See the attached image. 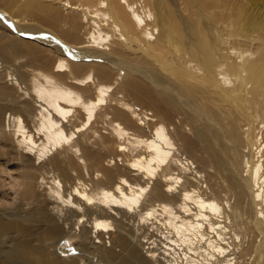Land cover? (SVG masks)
Instances as JSON below:
<instances>
[{"label": "bare ground", "instance_id": "6f19581e", "mask_svg": "<svg viewBox=\"0 0 264 264\" xmlns=\"http://www.w3.org/2000/svg\"><path fill=\"white\" fill-rule=\"evenodd\" d=\"M89 1L0 0V236L25 205L42 264H264V1Z\"/></svg>", "mask_w": 264, "mask_h": 264}, {"label": "rangeland", "instance_id": "374dc122", "mask_svg": "<svg viewBox=\"0 0 264 264\" xmlns=\"http://www.w3.org/2000/svg\"><path fill=\"white\" fill-rule=\"evenodd\" d=\"M20 1H24V0H20ZM48 1L50 3H52L55 8L58 9V11L63 14V15H67V14H77L78 16L82 17L81 11L79 9H73L72 7H68L66 5H63V1L64 0H45ZM71 3H81L83 4V1H87V0H70ZM231 2H235V4L240 5L242 7H244V10L247 9H252L253 7L251 5H249V0L248 3L246 2V0H243L242 2H240V0H230ZM264 1V0H261ZM83 2V3H82ZM98 0H90L88 3L95 7L97 5ZM74 5V4H73ZM3 8V7H2ZM4 9V8H3ZM2 11V10H1ZM8 12V11H7ZM6 11H3L4 14L8 15ZM253 12V10L251 11ZM11 19L22 21L21 23H25L28 24L30 23L27 17H22L19 16L17 17V15L14 14H10ZM253 15H255L258 18H262L261 20L264 23V16L258 14L256 11L253 12ZM7 17V16H6ZM31 21V20H30ZM32 23V21H31ZM90 30L89 27V23L83 22L82 26L79 29V39L80 41H82L83 43H81L82 45H85L86 40L88 39V31ZM16 30L8 21H0V56L3 59H8L5 61L4 64H2V66H0V80H8L10 78L9 76V72H14L15 73V67L16 69H18L19 65H21L26 59L22 58V57H17L19 56L18 54L14 55L12 54L14 51L11 50V47L14 46V44H16L18 41L24 39V40H29L30 36L27 35H23L22 32ZM11 43V45L9 44ZM88 44V43H86ZM118 44V42H113L112 44L109 45V47L114 48V46ZM112 45V46H111ZM79 46V45H77ZM115 47H120L119 45H116ZM49 52V55L52 56V51H46V53ZM263 52V51H262ZM261 52V53H262ZM48 54V53H47ZM6 58H5V57ZM11 60V61H10ZM1 62V60H0ZM25 68L27 67H22L21 70H25ZM7 71V72H6ZM15 76V74H14ZM9 82V80H8ZM249 86V84H248ZM247 97H250V93L247 94ZM177 110V109H176ZM177 112H180V110L178 109ZM181 117H183L182 113H178V116H175L173 118V123L174 124H178L179 120L181 119ZM264 118V114H261L259 116H257L256 120L253 123V128L256 127L258 125V122ZM173 124V125H174ZM170 126V127H173ZM248 125H243V129L247 128ZM185 132L190 135V131H189V126H185ZM258 128L253 129V133L257 130ZM264 129V127H263ZM102 134H107V131L105 129L101 130ZM242 129L239 130V134H242ZM244 137V136H242ZM245 143V139L243 138V143H241V146H244ZM105 152L108 153L107 150H105ZM195 156H200V155H204L203 153H201L200 151H194L193 153ZM205 156V155H204ZM1 160H0V164H1ZM84 163L82 162V172L84 174V176L86 178H90V176L92 177H96L97 175H92L91 171L89 169V167L87 165H83ZM105 164H107V162H105ZM11 169L15 168V167H9ZM206 171L208 173L212 172V170H210L209 168L206 169ZM214 180V177L212 178ZM216 181H218V178L216 179ZM5 190V189H4ZM1 195V194H0ZM3 196L6 199H10L12 200L13 197L9 196V194L7 192H4ZM24 208H26L25 205H22V207L20 208V212L22 213V217L20 219L16 220V223L11 225V228H8L4 231V234L2 236H0V264H38L41 263L42 261L40 259L37 258L35 251L37 250L36 248L40 245H43L45 243L44 241V223L42 221V219H40L35 213H32L31 211L28 212V210H24ZM23 209V210H22ZM245 217V216H244ZM107 234H106V242L108 241L107 239ZM259 238H257L258 240ZM73 243L68 242V241H62L60 240L58 243H56L53 247H50L49 250L52 251V256L55 257L57 256V258L59 260H66L68 258H71L73 256H75L76 254L79 253V251L77 250V248H75L73 245ZM106 245H108L109 243H105ZM36 246V248L34 247ZM140 252L142 254L144 253V249H142V246H138ZM55 249V250H54ZM118 247L115 246V250L118 251ZM1 254H3L5 256V258L7 260H4V258H1ZM67 257V258H66ZM46 264H49L48 262Z\"/></svg>", "mask_w": 264, "mask_h": 264}]
</instances>
